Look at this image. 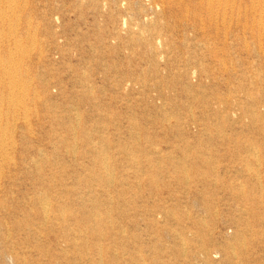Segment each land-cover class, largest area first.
I'll use <instances>...</instances> for the list:
<instances>
[{
  "label": "rangeland",
  "instance_id": "1",
  "mask_svg": "<svg viewBox=\"0 0 264 264\" xmlns=\"http://www.w3.org/2000/svg\"><path fill=\"white\" fill-rule=\"evenodd\" d=\"M231 1L0 0V264H264V12Z\"/></svg>",
  "mask_w": 264,
  "mask_h": 264
},
{
  "label": "bare ground",
  "instance_id": "2",
  "mask_svg": "<svg viewBox=\"0 0 264 264\" xmlns=\"http://www.w3.org/2000/svg\"><path fill=\"white\" fill-rule=\"evenodd\" d=\"M15 1V0H14ZM220 1V0H219ZM231 1V0H230ZM232 2V1H231ZM3 3V2H2ZM15 3H17V2H15ZM181 3V2H180ZM185 3V2H184ZM223 3V2H222ZM239 3V2H238ZM252 3H253V5H255L254 3H257V4H260V5H262V10H263V12H264V0H252ZM205 4V3H204ZM226 5V4H225ZM207 6V5H206ZM231 6V5H230ZM258 7H259V5H257ZM250 7H251V5H250ZM254 7H256V6H254ZM13 8V7H12ZM222 8V7H221ZM237 8V7H236ZM260 8V9H261ZM259 9V10H260ZM231 10V9H230ZM14 12V11H13ZM212 12H214V11H212ZM237 12V11H236ZM245 12V11H244ZM229 13V12H228ZM259 13V12H258ZM237 14V13H236ZM244 14V13H243ZM253 14V13H252ZM17 15V14H16ZM49 16V15H48ZM181 16V15H180ZM264 16V15H263ZM3 17V16H2ZM222 16H220V18H221ZM235 17H237V16H235ZM259 18V17H258ZM263 18V17H262ZM261 18V19H262ZM208 19V18H207ZM229 19V18H228ZM260 19V18H259ZM2 20V19H1ZM7 21H9V20H7ZM14 21V20H13ZM221 21V20H220ZM228 22L230 23V21H228L227 20V25H228ZM250 22H251V20H250ZM2 23V22H1ZM0 23V24H1ZM214 23V22H213ZM258 23V22H257ZM263 23H264V20H263ZM221 24V23H220ZM18 24H16V26H17ZM263 25V24H262ZM14 29H15V27H13ZM263 27L261 26V29H262ZM0 29H1V27H0ZM262 31H264V29L262 30ZM6 33H7V30H6ZM223 33V32H222ZM263 35V34H262ZM2 36V35H1ZM36 40V39H35ZM7 41V40H6ZM14 41V40H13ZM165 42V41H164ZM14 43V42H13ZM19 45H21V43L19 44ZM15 46V45H14ZM15 48V47H14ZM263 48H264V44H263ZM19 49V48H18ZM16 51H17V49H16ZM165 53V52H164ZM2 55V54H1ZM9 55V54H8ZM13 55V54H12ZM15 55V54H14ZM155 57V56H154ZM3 58V57H2ZM5 58V57H4ZM6 60V59H5ZM9 60V59H8ZM21 60V59H20ZM10 61H11V58H10ZM9 65V64H8ZM17 65V64H16ZM5 66V65H4ZM24 67V66H23ZM3 69V68H2ZM22 69V68H21ZM24 69V68H23ZM20 70V69H19ZM236 70V69H235ZM240 71V70H239ZM14 73V72H13ZM10 75H11V73H10ZM17 76V75H16ZM24 80V79H23ZM186 80V79H185ZM20 83H21V81H20ZM19 83V84H20ZM30 83H31V81H30ZM18 84V80H16L15 78H13V77H11V79H10V86H9V89H13V87L14 86H16ZM23 84V83H22ZM8 86V85H7ZM26 86H27V84H26ZM31 87V86H30ZM26 88V87H25ZM20 89H21V87H20ZM23 91V90H22ZM12 92V91H11ZM20 93V92H19ZM18 93V94H19ZM27 93V92H26ZM11 94H13V92L11 93ZM12 96V95H11ZM27 97V96H26ZM246 97V96H245ZM7 98V97H6ZM214 98H215V96H214ZM24 99V98H23ZM7 100V99H6ZM9 100V99H8ZM15 100V99H14ZM8 103V102H7ZM19 103V102H18ZM21 103V102H20ZM244 105V104H243ZM19 106V105H18ZM17 106V107H18ZM250 106V105H249ZM24 107H25V105H24ZM170 108V107H169ZM30 109H31V107H30ZM76 109V108H75ZM243 109V108H242ZM81 110V109H80ZM263 113V112H262ZM26 115H27V112H26ZM251 115V114H250ZM255 117V116H254ZM257 119V118H256ZM12 120H13V118H12ZM27 120H29V119H27ZM260 120V119H259ZM22 121V120H21ZM263 123V122H262ZM15 125V124H14ZM10 129V128H9ZM64 131V130H63ZM253 136V135H252ZM11 141V140H10ZM26 145V144H25ZM66 146V145H65ZM93 148V147H92ZM96 149V148H95ZM257 149V148H256ZM5 150V149H4ZM256 151V150H255ZM248 152V151H247ZM256 154V153H255ZM5 155V154H4ZM258 156V155H257ZM178 159V158H177ZM204 160V159H203ZM204 162V161H203ZM4 163V162H3ZM246 163H247V161H246ZM35 173V172H34ZM43 176V175H42ZM44 177H46V176H44ZM40 178V177H39ZM171 179V178H170ZM44 180H46V179H44ZM219 180V179H218ZM111 181V180H110ZM173 181V180H172ZM171 181V182H172ZM228 182V181H227ZM111 183H112V181H111ZM213 185V184H212ZM173 188V187H172ZM175 190V189H174ZM178 191V190H177ZM240 191V190H239ZM192 193V192H191ZM196 195V194H195ZM120 196V195H119ZM115 197V196H114ZM186 197V196H185ZM45 198V197H44ZM47 198V197H46ZM65 199V198H64ZM201 201V200H200ZM211 205H213V204H211ZM217 206V205H216ZM92 209V208H91ZM12 210V209H11ZM30 210V209H29ZM32 210V209H31ZM39 212V211H38ZM216 212V211H215ZM218 212V211H217ZM107 213V212H106ZM186 216V215H185ZM187 217V216H186ZM40 219V218H39ZM44 225V224H43ZM77 233H79V235H81V234H83V230H81V229H77ZM174 231V230H173ZM251 232V231H250ZM77 233H75V234H77ZM41 236V235H40ZM241 236V235H240ZM144 237V236H143ZM240 239H241V237H240ZM25 240V239H24ZM30 240V239H29ZM36 241V240H35ZM139 241V240H138ZM137 241V242H138ZM10 243V242H9ZM181 243V242H180ZM4 246V245H3ZM13 247H11V249H12ZM253 251V250H252ZM259 252V251H258ZM7 256V252H3L2 251V253H1V259H2V261H4V259H5V257ZM144 259L140 256V257H138L137 258V264H141L142 262V264H144Z\"/></svg>",
  "mask_w": 264,
  "mask_h": 264
}]
</instances>
